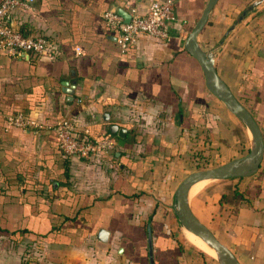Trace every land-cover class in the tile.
I'll use <instances>...</instances> for the list:
<instances>
[{"label":"crops","instance_id":"0c3cea01","mask_svg":"<svg viewBox=\"0 0 264 264\" xmlns=\"http://www.w3.org/2000/svg\"><path fill=\"white\" fill-rule=\"evenodd\" d=\"M150 1L34 0L7 17L24 33L50 37L54 53L0 48V264H222L176 233L181 158L202 153L226 163L249 152L252 134L206 87L185 48L207 0H174L169 39L141 34L118 48L102 11L144 13ZM197 44L264 139V0H217ZM18 111L48 125L69 117L94 137L123 126L125 144L115 134L108 153L65 156L50 127L9 124ZM214 180L188 199L191 210L240 264H264V153L254 174ZM73 213L48 232L59 214ZM15 229L24 230L18 240ZM99 229L109 231L105 241Z\"/></svg>","mask_w":264,"mask_h":264},{"label":"built area","instance_id":"2783aa9c","mask_svg":"<svg viewBox=\"0 0 264 264\" xmlns=\"http://www.w3.org/2000/svg\"><path fill=\"white\" fill-rule=\"evenodd\" d=\"M34 0H1L0 1V48L10 55L24 53L53 55V41L43 34H25L18 27L11 25L7 17L16 12H28ZM126 20L115 8L104 9L101 17L107 29L114 35L116 44L121 51L133 45L141 34L159 40L170 37V25L176 22L177 15L174 0H151L144 13L135 9ZM7 122L20 128L39 130L50 127L56 135L58 145L65 156L92 158L100 153H108L115 144L111 133L100 137L92 136L86 129L79 127L69 117H62L48 125L28 114L18 111L6 116Z\"/></svg>","mask_w":264,"mask_h":264},{"label":"water","instance_id":"95a60500","mask_svg":"<svg viewBox=\"0 0 264 264\" xmlns=\"http://www.w3.org/2000/svg\"><path fill=\"white\" fill-rule=\"evenodd\" d=\"M217 0H207L200 16L189 32L185 48L193 55L199 62L205 79L206 87L226 105H228L234 113L248 126L253 144L249 152L241 157L231 159L230 161L203 169L189 172L185 175L175 190V207L179 220L189 231L200 236L208 244L213 246L220 254L219 261L222 264H240L233 251L221 242L217 236L203 223L191 210L187 191L189 186L196 180L201 178H225V177H243L252 175L257 172L264 153V139L261 127L255 119L251 111L241 103L237 96L231 91L228 85L218 75L212 60L205 54L203 49L197 44V34L206 23L208 14L216 4ZM117 11L124 16L126 20L130 18V13L121 8ZM74 84V83H73ZM63 91L72 97L74 93L73 87H70L67 81H64ZM110 131L117 136L118 144L124 145L127 129L116 124L110 125ZM109 231L106 229H99L97 237L103 241L107 239Z\"/></svg>","mask_w":264,"mask_h":264},{"label":"rangeland","instance_id":"374dc122","mask_svg":"<svg viewBox=\"0 0 264 264\" xmlns=\"http://www.w3.org/2000/svg\"><path fill=\"white\" fill-rule=\"evenodd\" d=\"M209 155V154H208ZM212 157L209 155L207 157V155L205 154H200L196 157V155L192 152H187V154H184V157L181 158V162L183 164V169L184 171L182 172V175L180 177V180L187 175L189 172L191 171H195V170H199V169H203L206 167H213L216 165H213V163H215V161L213 159H211ZM217 180L211 179V178H206L205 181L203 182V185L201 187H203L204 185H207L208 183H212L215 182ZM194 196V195H193ZM192 196V197H193ZM192 197L190 198V201H192ZM176 233L178 234L179 238L187 245H191L193 247H195L198 250H201L200 248H198L197 246H195L194 244H192L189 239H187L186 236V229L184 227V225L181 223V221L179 220L178 222V227L176 229ZM202 251V250H201ZM204 252V251H203ZM205 253V252H204ZM207 255L214 257L208 253H206ZM216 258V257H214ZM219 260V259H218Z\"/></svg>","mask_w":264,"mask_h":264},{"label":"bare ground","instance_id":"6f19581e","mask_svg":"<svg viewBox=\"0 0 264 264\" xmlns=\"http://www.w3.org/2000/svg\"><path fill=\"white\" fill-rule=\"evenodd\" d=\"M205 179L206 178L198 179V180L194 181L189 186L188 191H187V199H190L189 197H192L193 195H195L199 191V189L203 185V182L202 181H205ZM185 229H186L187 239H189V241L192 244H194L195 246H197L198 248H200L205 253H208V254L216 257L217 259H221L220 254L217 252V250L213 246H211L210 244H208L200 236H198V235L194 234L193 232L189 231L187 228H185Z\"/></svg>","mask_w":264,"mask_h":264},{"label":"trees","instance_id":"16d2710c","mask_svg":"<svg viewBox=\"0 0 264 264\" xmlns=\"http://www.w3.org/2000/svg\"><path fill=\"white\" fill-rule=\"evenodd\" d=\"M20 29V28H19ZM21 30V29H20ZM22 31V30H21ZM25 34H27V33H25ZM112 135H114L115 136V134H112ZM235 193V196L237 195H239L240 194V196H241V193H239V191H235L234 192ZM225 197H226V195L224 194L223 195V198L225 199ZM76 217H77V214H59L58 215V218H57V220H56V223H54V224H52V227H51V229L48 231V232H50L52 229H58V231H60L61 230V228L62 227H64V225L66 224V223H68V222H70V221H74L75 219H76ZM53 231V230H52ZM51 231V232H52ZM22 232H24V230H22V229H15V230H12L10 233L13 235V237L15 238V240H18L19 239V237H18V235L20 234V233H22ZM48 232H46L44 235H42V236H46L47 234H49Z\"/></svg>","mask_w":264,"mask_h":264}]
</instances>
